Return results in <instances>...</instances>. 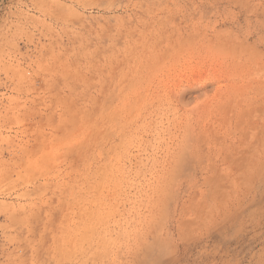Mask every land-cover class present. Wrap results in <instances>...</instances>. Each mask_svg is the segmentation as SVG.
<instances>
[{
    "label": "rangeland",
    "instance_id": "rangeland-1",
    "mask_svg": "<svg viewBox=\"0 0 264 264\" xmlns=\"http://www.w3.org/2000/svg\"><path fill=\"white\" fill-rule=\"evenodd\" d=\"M0 264H264V0H0Z\"/></svg>",
    "mask_w": 264,
    "mask_h": 264
},
{
    "label": "clouds",
    "instance_id": "clouds-1",
    "mask_svg": "<svg viewBox=\"0 0 264 264\" xmlns=\"http://www.w3.org/2000/svg\"><path fill=\"white\" fill-rule=\"evenodd\" d=\"M207 95V93L203 94V96Z\"/></svg>",
    "mask_w": 264,
    "mask_h": 264
}]
</instances>
